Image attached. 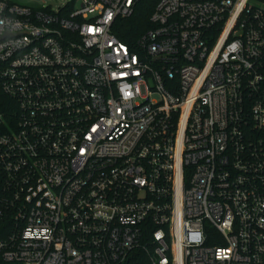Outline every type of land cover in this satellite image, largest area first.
<instances>
[{"label": "built area", "instance_id": "obj_1", "mask_svg": "<svg viewBox=\"0 0 264 264\" xmlns=\"http://www.w3.org/2000/svg\"><path fill=\"white\" fill-rule=\"evenodd\" d=\"M141 1L0 0V264H264V0Z\"/></svg>", "mask_w": 264, "mask_h": 264}, {"label": "trees", "instance_id": "obj_2", "mask_svg": "<svg viewBox=\"0 0 264 264\" xmlns=\"http://www.w3.org/2000/svg\"><path fill=\"white\" fill-rule=\"evenodd\" d=\"M73 3L68 5V9L72 8ZM156 0H142L135 13L126 19L118 20L117 35L123 40L133 42L141 35L144 30L151 26L150 17L155 9ZM144 254L142 252L134 253L125 264H146Z\"/></svg>", "mask_w": 264, "mask_h": 264}, {"label": "rangeland", "instance_id": "obj_3", "mask_svg": "<svg viewBox=\"0 0 264 264\" xmlns=\"http://www.w3.org/2000/svg\"><path fill=\"white\" fill-rule=\"evenodd\" d=\"M18 4L28 5L32 7L50 6L56 10L60 6L66 4L70 0H12Z\"/></svg>", "mask_w": 264, "mask_h": 264}]
</instances>
